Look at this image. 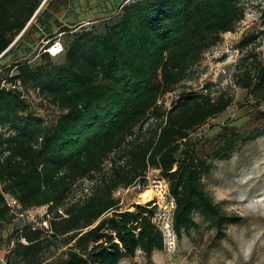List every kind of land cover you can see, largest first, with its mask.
Returning a JSON list of instances; mask_svg holds the SVG:
<instances>
[{
  "label": "trees",
  "instance_id": "trees-1",
  "mask_svg": "<svg viewBox=\"0 0 264 264\" xmlns=\"http://www.w3.org/2000/svg\"><path fill=\"white\" fill-rule=\"evenodd\" d=\"M241 1L136 0L116 18L73 34L63 64L53 65L44 52L39 66L17 62L11 67L16 74L0 79V225L15 219L7 195L23 210L47 207L49 215L48 230L24 222L17 228L8 264H120L138 252L152 260L165 240L150 205L121 212L114 197L119 188L144 182L149 169L169 184L178 238L197 226L198 214L225 239L236 219L207 192L203 178L214 163L197 154L190 135L234 97L184 92L169 110L159 102L244 20ZM42 2L0 0V60L39 23ZM255 40L244 38L242 52ZM233 82L264 95V52L241 59ZM29 85L61 112L52 126L32 113L21 91ZM219 138L213 158L228 159L241 138L235 132ZM84 181L92 184L88 194L71 203ZM57 242L68 247L65 257L48 263L44 255L59 249Z\"/></svg>",
  "mask_w": 264,
  "mask_h": 264
},
{
  "label": "rangeland",
  "instance_id": "rangeland-1",
  "mask_svg": "<svg viewBox=\"0 0 264 264\" xmlns=\"http://www.w3.org/2000/svg\"><path fill=\"white\" fill-rule=\"evenodd\" d=\"M135 1L43 0L39 13L43 15L39 23L16 45L9 57L0 60V79L14 76L16 73L11 67L17 62L39 66V55L44 52L52 56L53 65L63 64L64 48L73 34L116 18L123 6ZM241 7L245 10V18L236 26L235 36L225 44L227 39L225 34L222 35L219 43L203 55L189 80L160 100L169 110L184 92L202 94L211 91L214 98L229 92L234 97V103L225 112L196 129L190 135V141L195 144L200 157L214 163V168L203 178V183L214 202L228 216L235 218L236 223L229 225L225 239L219 240L217 231L197 214V226L183 232L181 238L174 234L170 242L173 246H167L165 242L164 250L156 252L152 260L148 261L138 252L134 259H124L120 264H264V95H252L233 82L236 66L241 59L251 52L263 56L264 0H242ZM65 29L69 33H63ZM250 36L256 37V40L242 52L240 44ZM53 47L61 48L62 51L52 55L49 49ZM217 67L225 68L227 75H215ZM21 91L32 113L43 118L46 127L52 126L61 112L32 86L21 87ZM154 123L149 121L143 131ZM233 132L239 134L241 139L230 157L225 160L214 159L213 153L221 144L219 137ZM105 168H110L109 162L105 163ZM91 187L88 181L82 182L75 188L70 202L83 198ZM121 202V212H133L137 206L150 205L153 222L160 229L172 223L175 203L169 194L160 197L154 192L150 201L145 203L142 194L133 193L123 197ZM42 208L34 209L40 222L44 219L41 216L48 212L47 207ZM111 215H106L104 219ZM22 223L15 217L12 223L0 225V253L6 252V260L15 241L13 234ZM57 243L59 249L52 247L44 255L48 263L65 257L68 247Z\"/></svg>",
  "mask_w": 264,
  "mask_h": 264
},
{
  "label": "built area",
  "instance_id": "built-area-1",
  "mask_svg": "<svg viewBox=\"0 0 264 264\" xmlns=\"http://www.w3.org/2000/svg\"><path fill=\"white\" fill-rule=\"evenodd\" d=\"M234 36H235L234 32L225 34V39H227L225 41V44H228V39L233 38ZM49 52L52 55H54L52 52V49H49ZM215 75H217V76L227 75V70L225 68L217 67V69L215 71ZM159 104H161V101L159 102ZM144 179H145L144 182L138 181L129 187H122V188H119L118 190H116L114 192V197L120 201V203H119L120 207L122 205L121 199H123V197L130 195V194H133V193H136L139 195L143 194L149 188H151V190L155 191L156 194H160L159 195L160 197L163 196V194H164V196H167L169 194V188H168L167 181L161 177L159 170H153V171L147 172ZM167 189H168V192H167ZM6 203H7V207L10 210V212L17 219L24 222L25 224H30L33 226V228H40V229H46V230L49 228L47 220L43 219L40 222L39 217L36 215V212L34 209L23 210L21 204L14 197L7 195L6 196ZM60 213H62V212H60ZM41 217L42 218L43 217L49 218L48 212H45ZM153 223L155 224V222H153ZM160 230L162 231V233L164 235V240L166 242V245L167 246H173V244L170 243V242H172L173 235L175 234V232L173 230V218H172L171 224L163 226ZM6 255H7L6 252L0 253V264H8V262L6 260Z\"/></svg>",
  "mask_w": 264,
  "mask_h": 264
},
{
  "label": "bare ground",
  "instance_id": "bare-ground-1",
  "mask_svg": "<svg viewBox=\"0 0 264 264\" xmlns=\"http://www.w3.org/2000/svg\"><path fill=\"white\" fill-rule=\"evenodd\" d=\"M62 50L60 48H56V47H53L52 48V52L53 54L55 55L56 53H60ZM161 188V187H160ZM155 192V191H154ZM153 190H150V189H147L143 194H142V198L145 200V203L146 202H149L151 197H152V194L154 193ZM160 195V194H158Z\"/></svg>",
  "mask_w": 264,
  "mask_h": 264
},
{
  "label": "water",
  "instance_id": "water-1",
  "mask_svg": "<svg viewBox=\"0 0 264 264\" xmlns=\"http://www.w3.org/2000/svg\"><path fill=\"white\" fill-rule=\"evenodd\" d=\"M42 7L40 6V8H39V10L38 11H40V9H41ZM37 11V12H38ZM32 22V21H31ZM24 33V32H23ZM23 33L18 37V39L15 41V43L20 39V37L23 35Z\"/></svg>",
  "mask_w": 264,
  "mask_h": 264
},
{
  "label": "crops",
  "instance_id": "crops-1",
  "mask_svg": "<svg viewBox=\"0 0 264 264\" xmlns=\"http://www.w3.org/2000/svg\"><path fill=\"white\" fill-rule=\"evenodd\" d=\"M141 253V252H140Z\"/></svg>",
  "mask_w": 264,
  "mask_h": 264
}]
</instances>
